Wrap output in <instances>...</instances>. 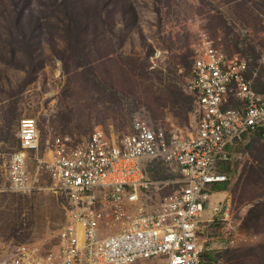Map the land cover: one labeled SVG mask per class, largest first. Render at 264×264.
Returning a JSON list of instances; mask_svg holds the SVG:
<instances>
[{
	"label": "rangeland",
	"instance_id": "374dc122",
	"mask_svg": "<svg viewBox=\"0 0 264 264\" xmlns=\"http://www.w3.org/2000/svg\"><path fill=\"white\" fill-rule=\"evenodd\" d=\"M202 35L248 59L264 93V0H0L1 244L56 249L65 211L46 168L53 138L82 141L97 127L124 135L136 114L167 131H193L188 86ZM23 118L36 121L39 145L25 155L35 188L17 193L6 169ZM234 149L237 158L221 168L228 182L209 186L228 194L234 229L232 244L214 242L213 259L264 264V143L247 137Z\"/></svg>",
	"mask_w": 264,
	"mask_h": 264
},
{
	"label": "built area",
	"instance_id": "2783aa9c",
	"mask_svg": "<svg viewBox=\"0 0 264 264\" xmlns=\"http://www.w3.org/2000/svg\"><path fill=\"white\" fill-rule=\"evenodd\" d=\"M256 73L248 59L227 56L202 35L188 86L191 133L167 131L136 114L124 135L97 127L82 141L53 138L46 168L65 211L56 249L0 243V264H222L213 259V242H234L231 206L225 191L209 186L228 182L221 168L237 158L235 143L253 136L264 143ZM17 137L8 187L30 192L25 155L39 145L36 121L21 119ZM154 165L168 178H153Z\"/></svg>",
	"mask_w": 264,
	"mask_h": 264
},
{
	"label": "crops",
	"instance_id": "0c3cea01",
	"mask_svg": "<svg viewBox=\"0 0 264 264\" xmlns=\"http://www.w3.org/2000/svg\"><path fill=\"white\" fill-rule=\"evenodd\" d=\"M214 243V242H213ZM216 243H214V245H215Z\"/></svg>",
	"mask_w": 264,
	"mask_h": 264
},
{
	"label": "trees",
	"instance_id": "16d2710c",
	"mask_svg": "<svg viewBox=\"0 0 264 264\" xmlns=\"http://www.w3.org/2000/svg\"><path fill=\"white\" fill-rule=\"evenodd\" d=\"M227 165H228V163H227Z\"/></svg>",
	"mask_w": 264,
	"mask_h": 264
}]
</instances>
